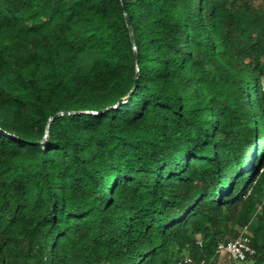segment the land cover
Here are the masks:
<instances>
[{
    "label": "trees",
    "instance_id": "trees-1",
    "mask_svg": "<svg viewBox=\"0 0 264 264\" xmlns=\"http://www.w3.org/2000/svg\"><path fill=\"white\" fill-rule=\"evenodd\" d=\"M263 192L264 0H0V264H264Z\"/></svg>",
    "mask_w": 264,
    "mask_h": 264
},
{
    "label": "built area",
    "instance_id": "built-area-1",
    "mask_svg": "<svg viewBox=\"0 0 264 264\" xmlns=\"http://www.w3.org/2000/svg\"><path fill=\"white\" fill-rule=\"evenodd\" d=\"M246 229L244 228L235 240L219 243L217 252L221 255H227L234 263L245 261L247 255L253 252L250 248L249 240L245 237ZM185 262L190 264L191 260L186 259Z\"/></svg>",
    "mask_w": 264,
    "mask_h": 264
},
{
    "label": "rangeland",
    "instance_id": "rangeland-1",
    "mask_svg": "<svg viewBox=\"0 0 264 264\" xmlns=\"http://www.w3.org/2000/svg\"><path fill=\"white\" fill-rule=\"evenodd\" d=\"M261 199L264 200V192L262 193ZM253 225L254 224L252 223V225H250L249 227H247V229L245 230V232L247 230H251ZM228 258L229 257L227 255H225V254L224 255H221L220 258H219V260H218V264H252V262H250V261H247L246 263H243V262H235L234 263L230 258H229L230 260Z\"/></svg>",
    "mask_w": 264,
    "mask_h": 264
},
{
    "label": "water",
    "instance_id": "water-1",
    "mask_svg": "<svg viewBox=\"0 0 264 264\" xmlns=\"http://www.w3.org/2000/svg\"><path fill=\"white\" fill-rule=\"evenodd\" d=\"M121 3L123 5V0H121ZM125 19H126V22H127V25H128V20H127V17L125 16Z\"/></svg>",
    "mask_w": 264,
    "mask_h": 264
}]
</instances>
